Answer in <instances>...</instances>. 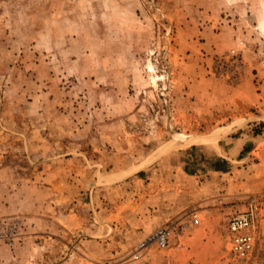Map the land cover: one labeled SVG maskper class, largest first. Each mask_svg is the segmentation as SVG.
<instances>
[{
  "label": "rangeland",
  "instance_id": "374dc122",
  "mask_svg": "<svg viewBox=\"0 0 264 264\" xmlns=\"http://www.w3.org/2000/svg\"><path fill=\"white\" fill-rule=\"evenodd\" d=\"M262 195L264 0H0V264H230Z\"/></svg>",
  "mask_w": 264,
  "mask_h": 264
},
{
  "label": "built area",
  "instance_id": "2783aa9c",
  "mask_svg": "<svg viewBox=\"0 0 264 264\" xmlns=\"http://www.w3.org/2000/svg\"><path fill=\"white\" fill-rule=\"evenodd\" d=\"M247 204L245 210L228 218L230 251L233 257L230 264H247L255 248V230L258 225L264 227V195L251 197ZM199 222L198 214L193 213L191 215V224L196 225ZM175 227L174 225L159 227L139 244V249L145 250L154 246L157 248L169 246Z\"/></svg>",
  "mask_w": 264,
  "mask_h": 264
},
{
  "label": "bare ground",
  "instance_id": "6f19581e",
  "mask_svg": "<svg viewBox=\"0 0 264 264\" xmlns=\"http://www.w3.org/2000/svg\"><path fill=\"white\" fill-rule=\"evenodd\" d=\"M149 67H151V64H149ZM204 141V140H203Z\"/></svg>",
  "mask_w": 264,
  "mask_h": 264
}]
</instances>
